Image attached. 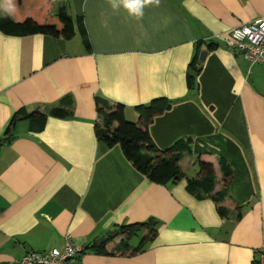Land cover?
I'll return each instance as SVG.
<instances>
[{"label": "crops", "instance_id": "crops-1", "mask_svg": "<svg viewBox=\"0 0 264 264\" xmlns=\"http://www.w3.org/2000/svg\"><path fill=\"white\" fill-rule=\"evenodd\" d=\"M9 2L0 6L14 17ZM61 4L82 17L89 47L77 29L70 39L0 31V264H18L28 250L62 248L67 235L84 249L69 264H255L254 248L264 245V64L249 65L243 49L211 37L264 16V0L43 5L55 12ZM210 42L216 47L208 50ZM202 49L192 76L198 86L188 89L189 64ZM63 97L72 101L71 116L48 115L39 128L21 114L8 127L18 109L44 111ZM95 97L122 103L130 121L136 105L172 101L148 131L161 149L191 137L179 162L184 177L151 182L118 145L98 140ZM220 156L233 169L222 202L227 217L185 182L199 159L213 164L214 189H222ZM151 219L157 233L142 251L92 250L119 225ZM121 239L117 233L106 249Z\"/></svg>", "mask_w": 264, "mask_h": 264}, {"label": "trees", "instance_id": "trees-1", "mask_svg": "<svg viewBox=\"0 0 264 264\" xmlns=\"http://www.w3.org/2000/svg\"><path fill=\"white\" fill-rule=\"evenodd\" d=\"M48 0H10L9 7L12 10V17L5 6H0V31L8 35H30L42 33L54 37L70 39L77 29L86 47H89L86 31L82 17H72L65 4L57 7L55 12H50L43 4ZM207 49L216 47L213 42L208 43ZM198 52L190 62V69L196 73L200 70L197 65ZM188 89L197 88L194 77H187ZM95 110L97 119L94 123V133L98 140L104 142L108 147L118 145L124 157L142 173L149 181L166 184L176 182L184 177L179 162L185 153L191 152V137H182L174 141L169 147L161 149L155 145L150 137L148 126L152 119L169 110L172 101L165 97H158L148 103L135 106L138 118L135 121L127 120L124 116V105L122 103H109L107 100L95 97ZM23 114L29 118L31 126L37 125L41 128L48 115L55 117H69L72 115V101L69 97H63L54 106L44 111L33 110L26 112L18 109L12 115L8 127L13 125L16 118ZM218 165L222 173V189L215 191V170L211 162L197 160L198 171L193 177H186V190L195 196H209L221 217H227L229 209L223 205L226 194L225 188L233 176V169L222 156L218 157ZM118 234L122 239L111 250L106 249V240L98 247L92 245L93 251L105 254H120L131 256L142 251L145 245L151 242L157 233L154 221L151 219L145 222H133L119 225ZM139 237L136 245L130 244V239ZM84 249L81 250L83 252Z\"/></svg>", "mask_w": 264, "mask_h": 264}, {"label": "built area", "instance_id": "built-area-1", "mask_svg": "<svg viewBox=\"0 0 264 264\" xmlns=\"http://www.w3.org/2000/svg\"><path fill=\"white\" fill-rule=\"evenodd\" d=\"M213 39H224L232 48L243 49L249 65L264 64V16L249 23L233 27L222 34L213 35ZM66 236L62 248L52 247L43 251L28 250L23 253L18 264H69L70 259L81 253ZM255 264H264V245L254 248Z\"/></svg>", "mask_w": 264, "mask_h": 264}, {"label": "water", "instance_id": "water-1", "mask_svg": "<svg viewBox=\"0 0 264 264\" xmlns=\"http://www.w3.org/2000/svg\"><path fill=\"white\" fill-rule=\"evenodd\" d=\"M244 51H245V50H242L241 52L243 53ZM205 54H206V50H205V49H202V50L199 52V55H198V64H200V63L202 62V60H203ZM188 73H189V75H191V76H195V75H196V72L193 71L192 69H189V70H188ZM19 118H20V117H19ZM11 132H12V129H11ZM117 233H118V232H117L116 230H114V231H109V232L107 233V237L112 238V237L116 236ZM107 237H98V238L95 240V245H96L97 247L100 246V245L106 240ZM1 264H7V263H1Z\"/></svg>", "mask_w": 264, "mask_h": 264}, {"label": "rangeland", "instance_id": "rangeland-1", "mask_svg": "<svg viewBox=\"0 0 264 264\" xmlns=\"http://www.w3.org/2000/svg\"><path fill=\"white\" fill-rule=\"evenodd\" d=\"M114 231V230H111ZM139 238V237H138ZM133 245H135L138 242V239L135 237L130 241Z\"/></svg>", "mask_w": 264, "mask_h": 264}]
</instances>
